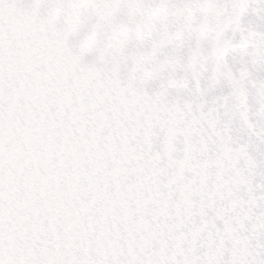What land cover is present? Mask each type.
<instances>
[{"label":"snow or ice","instance_id":"1","mask_svg":"<svg viewBox=\"0 0 264 264\" xmlns=\"http://www.w3.org/2000/svg\"><path fill=\"white\" fill-rule=\"evenodd\" d=\"M0 264H264V0H0Z\"/></svg>","mask_w":264,"mask_h":264}]
</instances>
